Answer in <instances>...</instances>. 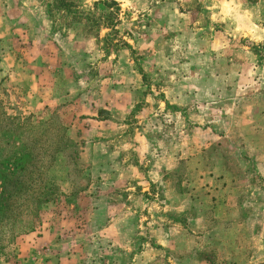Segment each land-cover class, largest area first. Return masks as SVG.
<instances>
[{"label": "rangeland", "instance_id": "1", "mask_svg": "<svg viewBox=\"0 0 264 264\" xmlns=\"http://www.w3.org/2000/svg\"><path fill=\"white\" fill-rule=\"evenodd\" d=\"M4 23L0 145L55 162L0 264H264V0H0Z\"/></svg>", "mask_w": 264, "mask_h": 264}, {"label": "trees", "instance_id": "2", "mask_svg": "<svg viewBox=\"0 0 264 264\" xmlns=\"http://www.w3.org/2000/svg\"><path fill=\"white\" fill-rule=\"evenodd\" d=\"M25 133L26 140H5L0 145V213L4 217L0 220V226L4 225L5 228L14 227L19 223L18 218L31 207L30 199L33 202L32 214L35 215L38 207L49 200L48 194L41 188L52 189L46 178L55 162L52 148L40 145L41 142L33 139L30 132ZM69 141L68 138L63 139L59 145H62L63 149L65 145L69 148ZM49 152L52 155L47 160Z\"/></svg>", "mask_w": 264, "mask_h": 264}, {"label": "crops", "instance_id": "3", "mask_svg": "<svg viewBox=\"0 0 264 264\" xmlns=\"http://www.w3.org/2000/svg\"><path fill=\"white\" fill-rule=\"evenodd\" d=\"M14 26H15V24L14 23H9V24H6V23H4L3 24V26H1L0 28L1 29H5V28H10V29H16V28H14ZM6 41H7V39H6ZM1 52H3V51H1ZM11 52L12 51H10L9 49H8V51H7V53H6V55L5 56H11ZM2 55H4V54H2ZM4 58H7V57H4ZM118 113V112H117ZM116 117L118 118V119H120L119 117H120V115H116Z\"/></svg>", "mask_w": 264, "mask_h": 264}, {"label": "clouds", "instance_id": "4", "mask_svg": "<svg viewBox=\"0 0 264 264\" xmlns=\"http://www.w3.org/2000/svg\"><path fill=\"white\" fill-rule=\"evenodd\" d=\"M123 6H126V2H125V5H123Z\"/></svg>", "mask_w": 264, "mask_h": 264}]
</instances>
